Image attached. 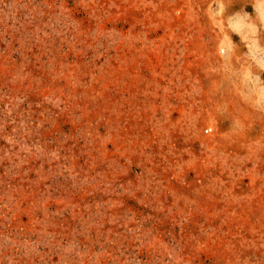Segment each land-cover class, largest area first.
I'll use <instances>...</instances> for the list:
<instances>
[{
  "label": "rangeland",
  "instance_id": "1",
  "mask_svg": "<svg viewBox=\"0 0 264 264\" xmlns=\"http://www.w3.org/2000/svg\"><path fill=\"white\" fill-rule=\"evenodd\" d=\"M0 264H264V0H0Z\"/></svg>",
  "mask_w": 264,
  "mask_h": 264
}]
</instances>
